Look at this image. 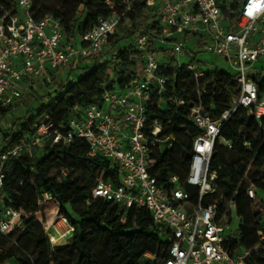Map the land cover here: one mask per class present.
I'll list each match as a JSON object with an SVG mask.
<instances>
[{"label": "built area", "instance_id": "1", "mask_svg": "<svg viewBox=\"0 0 264 264\" xmlns=\"http://www.w3.org/2000/svg\"><path fill=\"white\" fill-rule=\"evenodd\" d=\"M136 1L144 2L163 28L159 38L149 33L133 38L129 48L135 49L140 60L137 78L126 88L116 81L103 93L101 105L78 108L77 115L63 127L66 132H52V126L43 122L30 139L8 149L1 158L4 161L34 150L49 138L54 144L66 145L75 138L82 139L89 145L90 156H103L121 176L117 186L100 180L93 197L125 209L145 208L164 231L167 245L162 256L147 254L146 258L157 260L156 264H248L254 255L264 257V233L260 232V244L255 249L233 251L226 243L231 234L220 221L218 203H206L220 190L218 174L210 171V163L217 142L222 140L224 125L239 108L247 109L257 121L264 118V93H260L257 76L250 73L264 58V0H242L236 9L232 8L234 0H130L126 2L127 9ZM107 3L114 8L112 0ZM15 4L17 13L3 9L0 14V108L21 100L29 89L25 84L39 80L51 83V73L62 74L71 66L76 68L80 61L99 56H104L100 64L118 61L128 48H108L121 22L116 12L100 18L92 30L70 42L61 22L53 15L41 20L33 17L34 0H15ZM187 35L199 38V45L203 44L206 52L227 61L239 90L231 109L218 118L202 105L190 108L189 117L197 132L192 138L191 156L184 179L173 176L166 188L158 184L153 169L156 156L171 149L175 138L163 139L164 125L159 120L151 124L147 112L154 104L160 108L176 102L181 107L184 102L169 91L168 78L160 72L161 64L167 62L157 60L150 45L157 41L173 42L172 53L180 56L185 51ZM172 36L177 37L170 39ZM184 67L194 72L196 78L205 75L193 63ZM167 95L169 100H165ZM244 146L251 148L249 142ZM3 180L0 173V188ZM186 184L197 191L195 199L185 189ZM247 193L251 200H256L253 185ZM229 204L231 208L236 205L234 201ZM227 213L230 212L227 210L225 216ZM24 215L13 207L0 210V233L23 230ZM51 242L55 243L53 237Z\"/></svg>", "mask_w": 264, "mask_h": 264}, {"label": "trees", "instance_id": "2", "mask_svg": "<svg viewBox=\"0 0 264 264\" xmlns=\"http://www.w3.org/2000/svg\"><path fill=\"white\" fill-rule=\"evenodd\" d=\"M107 1L34 0L32 14L36 20L53 15L61 22L66 39L73 42L92 30L100 18L114 12L121 18L119 26L126 20L134 24L146 11L152 13L142 1L132 3L129 10L126 2L130 0H112L114 8ZM241 1L234 0L232 8L236 9ZM3 9L17 13L15 0H0V14ZM153 16L155 19L145 26V32L136 24L127 35L120 37L115 33L110 38V51L131 36L149 33L161 37L163 28L156 15ZM185 38L189 39V35ZM125 50L118 61L99 64L104 56L84 60L90 64L80 67L83 72L76 81L67 84L55 78L54 91L40 98L37 106L18 120L10 132H2L0 173L4 180L0 188V210L13 207L25 215L22 217L23 230L6 235L0 233V261L17 264H156L157 260L146 258V255L162 256L167 245L166 235L147 209H125L93 197V190L100 180L111 181L117 186L121 176L103 156H90L89 145L84 140L75 138L66 145L54 144L49 138L34 150L4 161L1 158L8 149L30 139L43 122L52 126V132H66L63 127L77 115L78 108L101 105L103 93L116 81L122 88L129 86L137 78V53L130 48ZM152 50L158 52L159 49ZM160 68L169 80L171 94L184 102L181 107L169 104L166 109L154 104L147 112L151 124L159 120L164 125L162 136L175 138L171 149L156 156L153 169L158 184L168 188L173 176L184 179L192 138L197 134L189 118V109L201 102L218 118L231 109L232 99L239 89L234 75L228 71L215 69L204 72L203 78H196L194 72L186 70L184 65L179 67L175 60L161 64ZM257 80L260 93H264V78L259 76ZM17 107L19 104L0 108V116L12 115ZM221 138L229 146L217 142L210 171L217 172L219 191H224L227 202L237 204L240 219L237 231L226 243L235 252L252 250L260 244V232L264 233V210L255 211L247 193L250 186L256 184V196L258 192L264 196V118L257 121L247 109L239 108L224 125ZM245 142L251 144L250 149L245 148ZM260 172L263 177L254 180ZM185 189L195 199L197 191L187 184ZM45 195L58 202L60 215L72 227L71 238L59 246L50 242L36 217ZM214 201L213 196L206 203ZM262 203L264 205V200ZM226 209L225 205L220 206L219 213L224 214ZM255 217L258 219L256 225L253 223ZM247 263L264 264V257L254 255Z\"/></svg>", "mask_w": 264, "mask_h": 264}, {"label": "rangeland", "instance_id": "3", "mask_svg": "<svg viewBox=\"0 0 264 264\" xmlns=\"http://www.w3.org/2000/svg\"><path fill=\"white\" fill-rule=\"evenodd\" d=\"M153 15H154L153 13H149L146 11L139 19H137V21L134 24H132L129 20H126L118 27L116 33H118L120 37L127 35V31L136 24L142 28L141 30L142 32H145V26L149 22H153V20L155 19V16ZM133 38L134 36H131L130 38L126 39L124 42L120 44L119 47L120 48L131 47L130 45L133 44L134 42ZM164 43H165V49L167 51L165 54H162L164 53V51L158 50V52L155 53V57L157 60H163L166 57V60L168 61L167 63H171L175 60V62L181 64V66L185 64L193 63L194 65H196V67L199 70L203 72L213 71L215 69H220V70L228 71V72L232 71L229 64L224 58L219 57L218 55L206 52L203 48V44L199 45V38L197 37H190L186 41L185 51L183 55H180V56H174V54L172 53L173 48H174L173 42H164ZM108 48L109 50L112 49L110 44ZM150 48L152 49L155 48V45L151 43ZM133 52L135 53V49ZM159 52H162V53H159ZM135 60H136L137 65H139L140 67L139 58L137 57L135 58ZM80 63L84 65L86 61H80L79 63L75 64L76 68L74 69V71H72V67L74 66H71L70 69H67L66 70L67 76H64L63 73L59 74L58 75L59 82L68 84L70 82L76 81L78 77L81 75V73L83 72V70L78 68V65ZM109 65L113 66V64L111 63H109ZM250 73L253 77L261 76V78H264V58L260 59L259 62H257L253 66ZM168 83H169V80H168ZM53 86H54V82L40 83L36 85V87H30L29 89H26L23 98L15 102V104H19V107L14 109L13 114L8 115L7 117L0 116V143L2 142V139H3L2 132H10L18 120H20L26 113H28L29 111H32L37 106L40 98H45L44 97L45 94H47L50 91L51 92L54 91ZM169 96L170 95H167L165 100H169ZM171 104L177 105L176 102H172ZM198 104L202 105L201 102L195 105H198ZM163 108L166 109L167 105H163ZM188 113L190 114V109ZM166 137L167 136L163 134V139H166ZM221 142L227 146L229 145L223 139L221 140ZM166 146L169 147V143H167ZM261 177H263L262 172H260L254 178V180H258ZM251 184H252V181L248 182V185H251ZM253 187L255 189L256 184L255 186L253 185ZM258 193L259 195L257 196L256 200L253 201L252 207H254L255 211L259 210L263 212L264 205L262 202L264 200V196L263 194H261V192H258ZM214 197L219 207L222 205H225L227 208L226 212L227 210L228 212H230V213H227L229 214L227 216H225L226 212L224 214L220 213L221 214L220 221L226 226H228L227 232L229 234H232V233L235 234V232L237 231L240 225V219H239L238 211H237V207H238L237 204L231 208L229 202H227L225 199V194L223 190L216 193ZM59 209L60 207L56 200L52 199L50 196L48 197L44 196L43 200L40 203L39 212L36 214V217L42 223L45 229V232H47V234L49 235L50 242H51V237H53L54 242H55L54 245L56 246L64 244L72 236V229H70L69 224L64 222L63 220L64 218L60 215ZM255 218L256 219H254V222H253L254 225H256L258 222L257 217ZM68 231L69 233H67ZM66 233L68 234L67 235L68 238L65 240L63 238H66L67 236L66 237H62V236ZM0 264H17V263L15 261H8V262L0 261Z\"/></svg>", "mask_w": 264, "mask_h": 264}, {"label": "crops", "instance_id": "4", "mask_svg": "<svg viewBox=\"0 0 264 264\" xmlns=\"http://www.w3.org/2000/svg\"><path fill=\"white\" fill-rule=\"evenodd\" d=\"M177 36H172L170 39H173V38H176ZM155 44V48H157V49H159V50H162V51H164V53H162V52H159V53H162V54H165L166 53V49H165V43H163V42H155L154 43ZM154 49V48H153ZM153 52L154 53H156V51H154L153 50ZM160 61H162V62H168L167 60H166V57H165V59H163V60H160ZM101 62V61H100ZM90 63H88V61L86 62V63H84V65H82L81 63L78 65L79 66V68L80 67H82V66H85V65H89ZM100 64V63H99ZM70 69V68H69ZM74 67H72V71H74ZM58 75L59 74H54V73H51V78H52V81L51 82H54V79L55 78H58ZM63 75L64 76H67V73H66V71L63 73ZM59 78H60V76H59ZM40 83H46L45 81H43V80H39V81H37V82H34V84L33 83H31V84H25L26 85V88H30V87H36V85H38V84H40ZM0 145H1V143H0ZM68 238V236L66 237V238H63V239H67Z\"/></svg>", "mask_w": 264, "mask_h": 264}]
</instances>
